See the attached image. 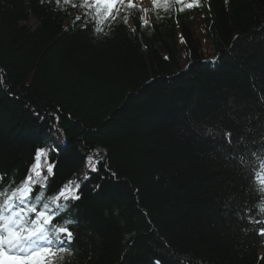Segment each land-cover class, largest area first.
Instances as JSON below:
<instances>
[{"label": "trees", "instance_id": "16d2710c", "mask_svg": "<svg viewBox=\"0 0 264 264\" xmlns=\"http://www.w3.org/2000/svg\"><path fill=\"white\" fill-rule=\"evenodd\" d=\"M149 2L103 21L83 0H0V191L37 149L45 199L80 183L53 264H264V0Z\"/></svg>", "mask_w": 264, "mask_h": 264}, {"label": "snow or ice", "instance_id": "6c2138e0", "mask_svg": "<svg viewBox=\"0 0 264 264\" xmlns=\"http://www.w3.org/2000/svg\"><path fill=\"white\" fill-rule=\"evenodd\" d=\"M63 2L65 5L71 3V0H56L59 5ZM154 8L160 5H168L169 0H151ZM225 4L228 0H224ZM43 3V0H41ZM125 0H83L81 5L72 4V7L92 8L96 19L99 17L103 21H108L111 17L114 19L113 11L117 4H124ZM176 4L182 5L180 11L184 8H193L200 6V0H175ZM129 7H133V0H127ZM210 7V6H209ZM166 10V9H165ZM147 11V9H145ZM89 13H85L87 16ZM77 21L81 17H76ZM125 23L127 16L123 17ZM141 27L146 24L141 17ZM100 23V20H97ZM96 32H102L101 27H95ZM168 59V57H165ZM212 129L208 133L212 134ZM232 133L225 132L224 139L232 144ZM59 151V149H53ZM260 163L256 166L259 170H253L254 178H259L260 173L264 172V160L257 152H252ZM41 157H44V163L41 165ZM35 163L30 166L28 173L19 184H10L0 191V264H53L52 257H58V253L71 254L75 233L72 225L77 223L71 218L61 217L60 214L68 207L69 201H79L80 183L77 181H68L59 187V190L47 199L44 198L43 189L46 187L48 177L54 176L55 163L48 159V152L45 149H37L34 155ZM241 163H244V157H239ZM91 164L90 171H97L93 158H87ZM41 168H46V174H41ZM113 175H115L113 173ZM86 173L84 179H89ZM3 180V176H0ZM264 185V179L260 180ZM39 185L41 191L33 197L34 186ZM99 185H97V188ZM264 196V188L260 189ZM63 201V203H61ZM259 212L264 214V204L257 206ZM60 217V219H57ZM249 223H259L262 225L256 234L264 237V220L254 221L249 217ZM155 264H160L156 261Z\"/></svg>", "mask_w": 264, "mask_h": 264}, {"label": "rangeland", "instance_id": "374dc122", "mask_svg": "<svg viewBox=\"0 0 264 264\" xmlns=\"http://www.w3.org/2000/svg\"><path fill=\"white\" fill-rule=\"evenodd\" d=\"M138 2H140V4L143 6V7H147V3L144 1V0H133V4H137ZM125 3H127V0H125ZM118 5V4H117ZM144 9V8H143Z\"/></svg>", "mask_w": 264, "mask_h": 264}]
</instances>
